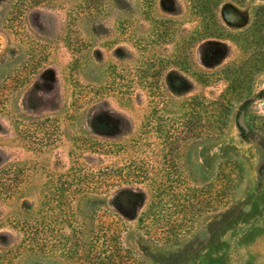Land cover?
Returning <instances> with one entry per match:
<instances>
[{
  "label": "rangeland",
  "instance_id": "obj_1",
  "mask_svg": "<svg viewBox=\"0 0 264 264\" xmlns=\"http://www.w3.org/2000/svg\"><path fill=\"white\" fill-rule=\"evenodd\" d=\"M178 3L0 0V264H264V0H224L225 48L204 63L210 44L193 40L192 89L175 95L173 37L149 47L160 19L193 31ZM196 95L221 131L196 133L155 184L122 180L133 157L157 163L148 125L179 121Z\"/></svg>",
  "mask_w": 264,
  "mask_h": 264
},
{
  "label": "trees",
  "instance_id": "obj_2",
  "mask_svg": "<svg viewBox=\"0 0 264 264\" xmlns=\"http://www.w3.org/2000/svg\"><path fill=\"white\" fill-rule=\"evenodd\" d=\"M178 1L161 0V7L165 12L177 15L176 13L180 8ZM223 2L224 0H188L187 9L190 10L192 15H194L196 18V22H194L195 25L191 33L186 29H183L184 31H179L178 27L179 25L181 26V24L172 20L160 19L159 21H163L161 24L159 21L155 23L157 28L155 29V33L151 36L153 39L150 41V53H152L155 49V41H158L159 39L164 40L165 35L172 36L174 40L172 41L173 47L170 56L176 61L180 71H173L167 77V85L173 94L176 95V93L180 94L190 92L192 89V82L189 78L190 76L187 77V75L190 74V71L184 66L187 65V51L191 47V42L193 40H196V42L205 41L209 42L210 44V54L208 55L207 59H203L204 63H210L216 60L220 51L225 48V44L213 34L216 27H218L216 11ZM182 26L184 25L182 24ZM167 45H169V43ZM167 51L168 50L166 49V52ZM158 59L159 57L155 56L154 54H149V57L146 61L147 63H145L147 65L142 67V73L145 74L146 68L148 67L151 69L156 68V65L159 63ZM172 68L177 67L173 65ZM200 76L201 75L198 77L199 81L201 80ZM147 90L149 91L151 96L150 98H152V100L158 103H161L162 101L163 107L168 103L169 99L165 98L160 88L154 90L152 86H148ZM183 102L186 104V106H182L181 109L183 110L184 108L186 112L183 113V116L179 119V121L172 122L171 124L165 121H155V126H151L149 124V127H147L148 131L153 134L154 138L157 140L155 145L151 144V148L156 155L154 158L157 163L153 165V158H145L147 160L145 161L144 158L133 157L129 163L126 164V171H118L121 172L122 180L128 179L135 184H142L144 182L154 183L151 178V175H155L153 174L154 172H159L165 176L167 174L171 175L170 171L172 169L171 163L173 161V153H182L183 150L181 149L184 147L183 144L189 143L191 139L197 137L196 133H198L197 135L200 138H206V136L211 138L212 132L216 134V132L221 131L219 125H212L213 116L212 114H207V107L205 106L201 96H191V98ZM213 106H219L217 111L219 113L221 112V109L223 111L224 109L231 108L233 106V100L228 98L226 100L214 102ZM214 127L218 128L217 131L210 130L211 128L214 129ZM168 180H166V182H168ZM223 181L224 178H221V182ZM223 186H226V184L221 183L220 188L222 189ZM183 197L184 195L182 196V200ZM222 198L223 197H221V199ZM135 202L136 195L130 191L124 192L121 195V207L125 208L123 213H126L127 209L133 206ZM109 260H112V257H109Z\"/></svg>",
  "mask_w": 264,
  "mask_h": 264
}]
</instances>
